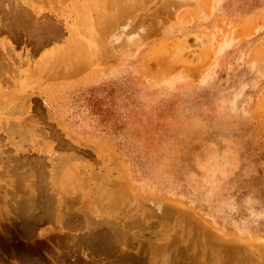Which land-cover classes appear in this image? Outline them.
I'll return each instance as SVG.
<instances>
[{"label":"rangeland","instance_id":"1","mask_svg":"<svg viewBox=\"0 0 264 264\" xmlns=\"http://www.w3.org/2000/svg\"><path fill=\"white\" fill-rule=\"evenodd\" d=\"M25 1L36 21L53 17L96 44L107 34L88 0ZM101 1L104 10L132 3L124 34L142 31L117 66L112 54L124 46L101 45L78 68L40 62L68 36L63 28L38 45L24 31L0 32L15 50L0 45L15 69L0 70V264H264V0ZM158 47L181 48L185 67L146 63ZM68 172L78 184L66 183ZM153 203L166 205L156 217Z\"/></svg>","mask_w":264,"mask_h":264},{"label":"bare ground","instance_id":"2","mask_svg":"<svg viewBox=\"0 0 264 264\" xmlns=\"http://www.w3.org/2000/svg\"><path fill=\"white\" fill-rule=\"evenodd\" d=\"M3 0H0V8H2L3 7V9L4 8H7V10L3 13V12H1V14L3 13V16H0V32H3V31H6V32H12L15 36H18L19 35V33H21V31L23 32H25V34H24V36L25 35H29V36H32V41L31 42H33V44H36V45H38V44H41V43H44V42H48V41H51V40H54V39H58V37H59V35H60V33H61V30H62V28L63 29H66L67 30V32H68V36L64 39V40H61L60 42V44L61 45H53V46H51L48 50H43L44 51V53H41L42 54V56L40 55L38 58L40 59V62L44 59V60H52L53 59V57L55 56L58 60H63V61H70V60H72L71 61V63L73 62L76 66H77V68H78V66L79 65H87L88 66V64H89V62H90V60L92 59V58H95L96 56V53H97V51L99 50V48H100V46L101 45H104V47L106 46L107 48H109V50L111 49V48H122V46H124L123 48H124V52L123 51H119V49L115 52V53H113L112 54V61H113V63H114V65H116L117 66V64L124 58V56H126V54L127 55H129L128 54V52L129 53H131L130 52V50H132L135 46H137V45H139L141 42H142V39H143V36H141L139 33H141L140 31L138 32V34L137 33H130L129 35H125L124 33H126L125 31H124V28L127 26H129V24H128V22L131 20V22H133L134 20H135V15H133L132 13H131V11L132 10H130V9H132L131 7H133L132 6V3H130L129 5H126V7H124L123 6V8H121V9H117V8H113L112 10H109V9H107V10H104V4H103V2L101 1V0H88V2H89V7L91 8L90 10H93V11H95L97 14H98V16L100 15V17L102 18V21H101V23L102 24H100V25H106L105 26V28H106V31H107V34H106V32H105V34H106V36H105V38H104V40L101 42V43H98V44H96V43H94L92 40H91V38L89 39V38H86V37H88V36H86V37H84L83 35H81V34H79L78 32H75V30L73 29L74 27H68L67 25H66V22H63L62 24H61V26H60V24L59 23H55V21L54 20H52V18L50 17V16H48L47 18H45V20H40V21H36V15L38 14L39 15V11L38 10H33L32 9V12H33V14H34V16H32L31 14H29L28 13V9L26 8V6L25 5H27V2L25 1V0H18L17 2H14L13 3V5H12V7H10V6H8V4H4L5 2H2ZM152 1V0H151ZM155 1V0H154ZM161 1H163V0H161ZM172 2H176V3H178V5L180 4V5H185V4H191L192 5V7L194 8V4H196V1L197 0H171ZM205 1V0H204ZM203 1V2H204ZM80 2V1H79ZM78 2V3H79ZM200 2V1H199ZM139 3V2H138ZM149 3V2H148ZM152 3V2H151ZM156 3V2H155ZM166 3H171L170 2V0H164V5H166ZM32 4V3H31ZM30 4V5H31ZM80 4V3H79ZM159 4V3H158ZM157 4V5H158ZM162 4V3H161ZM88 5V4H87ZM146 5H148V4H146ZM151 5V4H150ZM163 5V4H162ZM177 5V7H179ZM28 6V5H27ZM43 6V5H42ZM156 6V5H155ZM48 7V6H47ZM146 7H148V6H146ZM146 7H145V9H146ZM185 7V6H184ZM192 7H190V8H192ZM30 8V7H29ZM31 8H33V7H31ZM42 8V7H41ZM84 8V7H83ZM156 8V7H155ZM182 8V7H181ZM181 8L180 9H178V11L179 10H181ZM192 8V9H193ZM197 9H196V15L197 16H202V18L201 19H205V21H206V18H207V20H208V18H209V12H207V8H204V7H202L201 5H199V4H197V7H196ZM144 9V10H145ZM170 9L172 10V8L170 7ZM89 10V9H88ZM109 10V11H108ZM175 10V9H174ZM173 10V12H176L177 14H179V12H177L176 10L174 11ZM195 10V9H194ZM87 11V10H86ZM155 11V10H154ZM164 11V10H163ZM89 12V11H88ZM172 12V11H171ZM87 13V12H86ZM85 13V14H86ZM94 13V12H93ZM131 13V14H130ZM176 13H174V14H176ZM190 13H192V12H190ZM8 14V15H7ZM85 14H84V16H85ZM88 14V13H87ZM97 14H95L96 15V17H97ZM170 14V13H169ZM172 14V13H171ZM7 15V16H6ZM43 15V14H42ZM180 15V14H179ZM84 16L82 15V19H84ZM87 16V15H86ZM169 16V15H168ZM173 16H175V15H173ZM172 16V17H173ZM178 16V15H177ZM177 16H176V18H177ZM73 17V16H72ZM96 17L94 18V19H96ZM43 18V17H42ZM200 19V18H199ZM89 21H91V20H89ZM158 21H160L159 19H158ZM78 22H80V21H78ZM77 22V23H78ZM81 23V22H80ZM95 23H96V21H95ZM94 23V24H95ZM159 23V22H158ZM84 24V23H83ZM98 24V23H97ZM62 25H63V27H62ZM82 24H80V26H81ZM99 25V24H98ZM140 25V24H139ZM163 25V24H162ZM75 27H76V25H74ZM79 26V27H80ZM100 27V26H99ZM126 27V28H127ZM132 27V26H131ZM138 27V26H137ZM139 27H141V25L139 26ZM162 27V26H161ZM30 30H29V29ZM80 28H82V27H80ZM79 28V29H80ZM98 28V27H97ZM101 28H102V26H101ZM101 28H100V30H101ZM104 28V27H103ZM104 28V29H105ZM143 28V27H142ZM28 29V30H27ZM77 29V28H76ZM138 29V28H137ZM96 30V29H95ZM98 30L99 29H97V32H98ZM141 30V29H140ZM142 30H144V29H142ZM79 31V30H78ZM85 32V31H84ZM91 32V31H90ZM89 32V33H90ZM102 32V31H101ZM135 32H137V31H135ZM9 34V33H8ZM12 34V35H13ZM91 34V33H90ZM102 34V33H101ZM155 34V33H154ZM153 34V35H154ZM156 34H157V31H156ZM100 35V34H99ZM140 35V37H138ZM142 35H143V33H142ZM5 36V35H4ZM98 37V36H97ZM101 37V36H100ZM4 38V37H3ZM96 38V37H95ZM100 39H102V38H100ZM59 40V39H58ZM93 40H95V39H93ZM146 40V39H145ZM26 41H27V39H26ZM57 41V40H56ZM117 43V44H116ZM118 43H119V45H118ZM32 44V45H33ZM0 45H1V49H3L4 50V48L6 49V51L7 52H9V51H12V52H14L15 50H14V48H13V43L9 40V39H7V38H5L4 40H2V41H0ZM118 45V46H117ZM60 46H62L63 48L62 49H59V48H61ZM159 46V45H158ZM163 46V45H162ZM33 47V46H32ZM105 47V48H106ZM170 47V46H169ZM104 48V49H105ZM167 48V47H166ZM29 49V48H28ZM45 49V48H44ZM103 49V50H104ZM14 50V51H13ZM112 50V49H111ZM121 50V49H120ZM134 50V49H133ZM165 50V51H164ZM57 51H58V53H57ZM112 51H114V50H112ZM128 51V52H127ZM206 51V50H205ZM28 52V51H27ZM99 52V51H98ZM104 52V51H103ZM122 52V53H121ZM166 52H168V48L167 49H165V48H161V47H158V49H157V51H152V52H149V53H147L146 54V56H145V62L147 63H154V61H150V60H153V59H155V61H158V65H160L158 68V71L160 72V73H162V72H164V71H169V70H171V68L173 67V69H175L174 68V66L175 67H178V66H184L183 65V61H182V59H181V56H182V50H181V48H174V47H171L170 48V51H169V53L168 54H170L171 55V58H170V61H168V60H166V58H165V56H168V54L166 53ZM6 53V52H5ZM4 53V54H5ZM56 53H57V55H56ZM60 53V55L58 56V54ZM120 53V54H119ZM133 53V52H132ZM131 53V54H132ZM1 54H2V52H1ZM0 54V70H3V71H5L4 69H8L9 70V68H12V69H14L13 67H12V63L10 62V59H9V57L8 56H5V55H1ZM7 54V53H6ZM9 55V54H8ZM14 55V54H13ZM37 55H39V54H37ZM105 55V54H104ZM106 55H107V53H106ZM169 55V56H170ZM17 56V55H16ZM28 56H29V54H28ZM95 56V57H94ZM98 56H99V54H98ZM26 57H27V55H26ZM54 57V58H55ZM111 57V56H110ZM109 57V58H110ZM36 58V57H35ZM55 58V59H56ZM101 59V58H100ZM168 59V58H167ZM21 60H24L23 59V57L21 58ZM25 60H28V59H25ZM43 60V61H44ZM93 60V59H92ZM95 60V59H94ZM166 60V61H165ZM17 61V60H16ZM19 61V60H18ZM30 61H31V59H30ZM99 61V60H98ZM150 61V62H149ZM20 62V61H19ZM26 62V61H25ZM96 62V61H95ZM94 62V63H95ZM188 62V61H187ZM16 63V62H15ZM28 63V62H27ZM58 63V62H57ZM91 63V62H90ZM121 63V62H120ZM150 63V64H151ZM26 64V63H25ZM29 64V63H28ZM65 64V63H64ZM96 64H97V62H96ZM185 64V63H184ZM22 66H23V64H21ZM89 65H91V64H89ZM92 65H94V64H92ZM110 65V64H109ZM154 66H155V64H153ZM27 66V65H26ZM25 65H24V67H26ZM57 66V65H56ZM98 65H95V67H97ZM104 66V65H103ZM119 66V65H118ZM150 66V65H149ZM36 67V66H35ZM63 67V66H62ZM61 67V68H62ZM70 67V66H69ZM72 67V66H71ZM150 67H152V66H150ZM185 67V66H184ZM28 68V67H27ZM33 69H34V67H33ZM37 69V68H36ZM67 69H68V67H67ZM71 69V68H70ZM70 69H69V71H70ZM88 69V68H87ZM102 69V68H101ZM152 69H154V67L152 68ZM15 70V69H14ZM27 70V69H26ZM31 70V69H30ZM40 69H38V71H39ZM60 70V69H59ZM151 70V69H150ZM155 70H157V69H155ZM33 71V70H32ZM38 71H36V72H38ZM47 71V70H46ZM72 71V70H71ZM97 71L99 72L100 70H98V69H93V70H91V72H89V74L93 77L96 73H97ZM178 71V70H177ZM2 72V71H1ZM5 72H8V71H5ZM12 72V73H11ZM16 72V71H15ZM18 72V71H17ZM24 72V71H23ZM22 72V73H23ZM55 72V70H53V73ZM66 72H67V70H66ZM66 72H65V74H66ZM153 72H155V71H153ZM171 72V71H170ZM47 73V72H46ZM51 73H52V71H51ZM8 73H6V75H7ZM13 74V70L12 71H9V75L11 76ZM15 74V76H16V73H14ZM14 74H13V76H14ZM18 74V73H17ZM34 74H35V72H34ZM44 74V73H43ZM64 74V75H65ZM155 74V73H154ZM164 74H167V72L166 73H164ZM52 75V74H51ZM61 75V74H60ZM68 76H69V74H67ZM67 75H65V76H67ZM73 75V74H72ZM86 75V74H85ZM156 75V74H155ZM168 75V74H167ZM14 76V77H15ZM38 76V75H37ZM36 76V77H37ZM46 76H48V75H46ZM55 76V75H54ZM59 76V75H58ZM57 76V78L59 79V77ZM63 76V75H62ZM65 76H63L64 78L63 79H65ZM165 76V75H164ZM171 76V75H170ZM41 77H43V75H41ZM52 77V76H51ZM70 77V76H69ZM68 78V77H67ZM20 79V78H19ZM69 79V78H68ZM2 82V81H1ZM4 82V81H3ZM6 82H8V81H6ZM1 84V83H0ZM6 84V83H5ZM14 85V84H13ZM0 87H1V85H0ZM46 104H47V102H45ZM26 106V105H25ZM22 107H18V106H16V105H14L13 107H12V109H11V111L12 112H15V113H21V112H23V113H27V114H29L31 111L29 110V107H28V105L26 106V107H24V108H22ZM48 108H49V105L47 104V107H46V109L48 110ZM46 110V111H47ZM48 112V111H47ZM49 113V112H48ZM26 114V115H27ZM31 115V114H30ZM46 115H48V114H46ZM30 118V117H29ZM22 120V119H21ZM27 120V119H26ZM10 121V120H9ZM1 122V121H0ZM16 122V121H15ZM18 122V121H17ZM10 124H12L11 122H9ZM24 123H26L25 121H24ZM1 125V124H0ZM24 125V124H23ZM2 126V125H1ZM4 127L5 126H3V129H4ZM7 127H8V125H7ZM24 127V126H23ZM22 127V128H23ZM26 127V126H25ZM42 128V127H41ZM2 129V128H1ZM0 129V130H1ZM11 129H12V127H11ZM18 129V128H17ZM16 129V130H17ZM21 130V129H20ZM1 131H3V130H1ZM10 131V130H9ZM15 131V130H14ZM42 131V130H41ZM5 133H6V131H5ZM23 133V132H22ZM36 133V132H35ZM8 134H10L9 132H8ZM27 134H29V133H27ZM31 134H32V132H31ZM43 134V133H42ZM7 134H5V136H6ZM41 135V134H40ZM23 136V135H22ZM45 136H46V133H45ZM41 137V136H40ZM31 138V137H30ZM12 139V138H11ZM29 140V139H28ZM8 141V140H7ZM5 142V141H4ZM11 142V141H10ZM25 142V141H24ZM1 143H3V142H1ZM64 146V145H63ZM15 147V146H14ZM55 153H53V156L52 157H54L55 155H54ZM1 155V154H0ZM59 154H57L56 153V158H57V156H58ZM71 155V154H70ZM74 157V156H73ZM50 159H51V155H50V157H49ZM48 158V159H49ZM55 158V157H54ZM53 158V159H54ZM62 158V157H61ZM49 159V160H50ZM53 159L51 160V161H53ZM82 159V158H81ZM84 159V158H83ZM42 160V159H41ZM69 160V159H68ZM18 161V160H17ZM62 161V160H61ZM77 161V160H76ZM60 162V161H59ZM58 162V163H59ZM50 163V162H49ZM56 163V162H55ZM63 163H65V162H62V164ZM67 163V162H66ZM7 164H9V162H7ZM16 164H18L17 162H16ZM15 164V165H16ZM52 164V163H51ZM10 165H11V163H10ZM27 165V164H26ZM57 165V164H56ZM13 166H14V164H13ZM12 166V167H13ZM40 166H41V163H40ZM47 166V165H46ZM55 166V165H54ZM8 167H9V165H8ZM12 167H11V169H12ZM18 167V166H17ZM58 167H60V166H58ZM69 167V166H68ZM5 168H7V167H5ZM4 169V168H3ZM13 169H16V167L15 168H13ZM55 169H56V167H55ZM60 169V168H59ZM73 169H74V167H73ZM53 170V169H52ZM65 170V169H64ZM71 170V169H70ZM68 171V170H67ZM32 173V172H31ZM64 173V172H63ZM67 173V172H66ZM50 174V173H49ZM57 174V173H56ZM59 174V173H58ZM76 174V173H75ZM51 175V174H50ZM53 175H55V174H53ZM67 175V181H66V183L68 182L69 184H72V183H75V184H78L79 183V179L75 176V175H72L70 172H68V174H66ZM52 177V176H51ZM58 177V176H57ZM124 177V176H123ZM83 178V177H82ZM59 179V178H58ZM64 179V178H63ZM62 179V180H63ZM124 180V179H123ZM84 181H86V179L84 180ZM55 182V181H54ZM61 182V181H60ZM78 182V183H77ZM82 182L83 181H81V183L80 184H82ZM86 184L85 185H87V182H85ZM61 184V183H60ZM84 185V184H83ZM83 185H81L82 187H83ZM57 187L59 186V184L58 185H56ZM76 186V185H75ZM74 186V187H75ZM53 187V186H52ZM60 188H62V185H60L59 186ZM84 188H85V186H84ZM83 188V189H84ZM28 189V188H27ZM55 189V188H54ZM57 191H58V189H57ZM31 193V192H30ZM60 194V193H59ZM31 195V194H30ZM28 196H29V194H28ZM32 196V195H31ZM30 197V196H29ZM61 197V196H60ZM59 197V198H60ZM53 199H55V198H53ZM100 199V198H99ZM17 202V201H16ZM102 203V202H101ZM177 203H179V202H177ZM23 204V203H22ZM179 204H181V203H179ZM101 205V204H100ZM53 206V205H52ZM164 206H166V205H164ZM162 204H155V203H153L152 205H150V213L151 214H153L152 216L153 217H156L157 215H159V214H162V212H163V207H164ZM54 207V206H53ZM98 208V207H97ZM173 208H175V210H176V213H178V214H180V215H183V216H185V217H194V218H196V219H198V221L201 223V219L198 217V215H196V214H194V213H191V212H185V211H183L182 209H179V208H176V207H173ZM54 209V208H53ZM57 209V208H56ZM55 209V210H56ZM99 209V208H98ZM131 209V208H130ZM83 215H84V213H83ZM62 216H63V214H62ZM101 216V215H100ZM83 218H85L84 216H82ZM184 217V218H185ZM82 218V219H83ZM181 218V217H180ZM179 218V219H180ZM60 219V218H59ZM68 219V218H67ZM191 219V218H190ZM200 219V220H199ZM61 221H62V219H60ZM69 220V219H68ZM83 220H85V219H83ZM193 220V219H192ZM61 221H60V223H61ZM67 221V220H66ZM108 221V220H107ZM133 221V220H132ZM197 221V220H196ZM196 221H194L195 223H197L198 224V221L196 222ZM63 222V221H62ZM85 222V221H84ZM96 222H97V220H96ZM102 222V224L105 222H103V221H101ZM86 223V222H85ZM84 223V224H85ZM98 223V222H97ZM105 223H108V222H105ZM200 223H199V225H200ZM64 225L66 224V222L65 223H63ZM69 224V223H68ZM84 224H83V226H84ZM137 224V223H136ZM184 224V223H183ZM72 225V224H71ZM68 226V225H67ZM66 226V227H67ZM65 227V226H64ZM70 227V226H69ZM95 227V226H94ZM86 228H88V227H86ZM103 228V227H102ZM118 228V227H117ZM89 229L91 230V227H89ZM97 229V228H96ZM119 229V228H118ZM111 230V229H110ZM87 232H88V230H87ZM100 232V231H99ZM201 232V231H200ZM94 233V232H93ZM186 233V232H185ZM198 233V232H197ZM89 234V233H88ZM91 235V234H90ZM94 234H92L91 236H89L90 237V239L92 240L91 241V243H97V244H100V242L102 241V238L100 239L99 237H97V238H95L94 236H93ZM96 235V234H95ZM208 235V234H207ZM211 235V234H210ZM208 236V238L210 239V242L211 241H214V237L211 235V236ZM99 236V235H98ZM102 237V236H101ZM194 239V241H195V238H193ZM223 238H221V240H222ZM93 240H95V241H93ZM107 242V241H106ZM193 242V241H192ZM228 242V243H227ZM108 243V242H107ZM216 243V242H215ZM225 244H226V246H228V244H229V246H232V244L229 242V241H226V242H224ZM233 243V242H232ZM177 245V244H176ZM213 245V244H212ZM215 245V244H214ZM217 247V246H216ZM233 247V246H232ZM245 250V249H244ZM215 253V252H214ZM225 254V253H224ZM231 255V254H230ZM215 256V255H214ZM223 257V256H222ZM232 257V256H231ZM185 258V257H184ZM226 259H227V257H225ZM71 259V258H70ZM232 259V258H231ZM236 259V258H235ZM239 259V258H238ZM139 262H141V260H138ZM239 263V262H238Z\"/></svg>","mask_w":264,"mask_h":264}]
</instances>
